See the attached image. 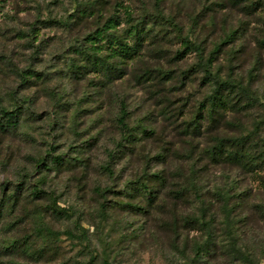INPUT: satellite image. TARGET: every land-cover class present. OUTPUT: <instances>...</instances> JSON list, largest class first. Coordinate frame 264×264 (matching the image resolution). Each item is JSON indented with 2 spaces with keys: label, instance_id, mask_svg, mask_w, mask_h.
I'll use <instances>...</instances> for the list:
<instances>
[{
  "label": "rangeland",
  "instance_id": "rangeland-1",
  "mask_svg": "<svg viewBox=\"0 0 264 264\" xmlns=\"http://www.w3.org/2000/svg\"><path fill=\"white\" fill-rule=\"evenodd\" d=\"M131 23L150 34L109 83L93 52L109 56L103 31L133 44ZM214 78L246 87L221 117L205 106ZM2 106L20 107L18 125L0 131V198L19 196L1 223L0 240L19 245L5 264H264V160L258 168L208 153L218 136H245L243 150L264 156V0H0ZM145 178L149 200L130 188ZM221 192L240 201V253L229 251ZM196 194L215 209L219 240L198 260L203 232L180 225L175 241L169 222L196 214ZM43 225L55 236L42 237Z\"/></svg>",
  "mask_w": 264,
  "mask_h": 264
},
{
  "label": "trees",
  "instance_id": "trees-1",
  "mask_svg": "<svg viewBox=\"0 0 264 264\" xmlns=\"http://www.w3.org/2000/svg\"><path fill=\"white\" fill-rule=\"evenodd\" d=\"M145 24L147 23L144 21ZM141 26L139 23H131L128 28V34L131 35L133 38V44H130L122 39L121 36L115 35L113 32L103 31V36L105 38L104 42V48L107 49L106 54L109 56H106L105 54H102L98 51L94 50L95 57L91 59L90 61L91 66L94 68L95 71L101 73L102 76H104L107 79V82L111 83L114 82L115 79L121 78L123 74H125V68L127 67L126 60L132 59L135 56L139 55L141 53L142 49V39L144 37L145 30L147 31V34L145 36H149L150 28H147L145 26ZM107 33V34H106ZM149 38V37H148ZM187 43H185V49H191L194 50L199 57V61L197 62L204 63V54L202 48H200L199 45L187 40ZM222 42L217 46V49L220 50V45ZM86 51H84L85 53ZM216 52V50H215ZM99 53L97 56L96 54ZM87 54V53H86ZM209 60V59H208ZM205 64V63H204ZM205 74L209 76V64L204 67ZM22 78H27V75L23 74ZM213 89L212 91L206 96L207 104H205L207 109L208 117L211 115L209 112H216L217 116L221 117L219 114L221 113L222 116L225 113L224 111V105L228 102H232L233 105L231 108H236L238 101H234L232 99L231 101V94L232 92L238 95L240 92L241 95L239 97H246L247 94L244 93V90L246 89L245 86H240L235 83H233V80L231 78L228 79H222V78H214L213 81ZM235 87L238 88V90L235 92ZM249 95V94H248ZM238 97V98H239ZM20 107L13 106V107H7L2 106L0 111V131L1 132H8L11 128H14L19 123V114ZM223 110V112H221ZM118 124L122 128V139L130 141L132 132H130V129L127 125L126 119H125V105L122 103L121 105V112L118 119ZM197 128L194 127V131H196ZM248 137L245 136H239V137H225V136H218L215 139V143L212 146V148L209 150L208 153L212 154L213 157L218 159H225L230 163H238V162H245L250 164L251 166L257 165L258 168L262 166L264 156L260 155L257 156H250L249 152L243 150L245 144L247 143ZM236 146V148L233 150L232 147ZM113 152L110 153L111 156ZM247 157V160H242L241 158ZM260 159V160H259ZM161 180L163 178L159 177ZM149 179L145 178L142 181H140L139 185L136 183H133V185L130 187L132 190H137L139 188L143 187L144 192L148 195L149 198L152 197V193L154 192L153 189L149 185ZM5 192V191H4ZM6 193V192H5ZM32 196L35 198H38L42 196V190L40 188H34L32 191ZM196 200L199 201L200 205L197 208V212L195 215L191 214H180L173 216L171 218L170 227L174 232V239L175 241L178 240V238L181 240L182 236H184V233L180 231V225L182 226H191L197 228V230H201L203 232V240L196 241L193 244V253L195 260L202 259L203 257L209 255L211 251L214 249L215 245L217 246L218 243V235L215 231V222L214 219L216 212L215 209H212L210 206L208 207L206 205L205 200L202 198L201 195L196 194ZM220 200H221V212L223 213V223L226 225L227 229H229L230 232V241L228 243L229 245V251L233 253H240V249L237 247L236 237H234V234L232 235V231L234 230V225L238 222L242 221L240 213H236V209L240 206V201H234L235 203L230 204L229 200L225 198L227 195L226 192L219 193ZM18 193L12 191L11 193L4 194V197H1L0 199V232H1V223L3 220V217L5 215V212L12 209L16 205V201L18 200ZM131 208H135L134 204L129 203L128 204ZM259 211H264V208L260 207ZM41 233L44 234L42 237H50L55 236L56 232L51 230L48 226L43 225L40 227L39 230ZM3 240V239H2ZM0 240L1 248H0V264H5V262L1 259V255L6 256L10 255L11 253L15 252L19 245L16 244L14 240H11L10 242L4 243V241ZM2 251H4L2 253ZM10 253V254H9ZM14 260V259H12ZM13 264H20L17 261H12Z\"/></svg>",
  "mask_w": 264,
  "mask_h": 264
}]
</instances>
